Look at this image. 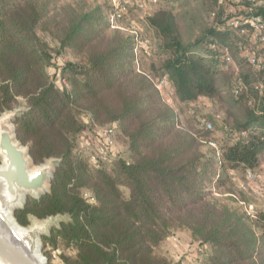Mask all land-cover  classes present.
I'll return each mask as SVG.
<instances>
[{
  "label": "trees",
  "instance_id": "1",
  "mask_svg": "<svg viewBox=\"0 0 264 264\" xmlns=\"http://www.w3.org/2000/svg\"><path fill=\"white\" fill-rule=\"evenodd\" d=\"M70 2L0 0V114L22 98L18 141L35 165L61 160L49 193L15 211L17 223L65 216L44 239L74 252L63 264H172L163 248L179 230L204 248L196 264H264V211L238 204L230 175L242 174L254 194L247 174L264 173V70L238 52L255 47L249 38L227 27L244 11L218 0H158L147 17L157 42L147 57L134 35L114 28L115 9ZM255 14L264 18V6ZM162 78L175 103L221 105V125L174 113L155 86ZM108 125L123 158L93 163L79 141Z\"/></svg>",
  "mask_w": 264,
  "mask_h": 264
},
{
  "label": "water",
  "instance_id": "2",
  "mask_svg": "<svg viewBox=\"0 0 264 264\" xmlns=\"http://www.w3.org/2000/svg\"><path fill=\"white\" fill-rule=\"evenodd\" d=\"M22 111L0 116V264H47L41 255V236L47 225L20 227L13 214L25 206L26 196L40 198L50 191L59 160L33 167L29 149L16 138L14 122Z\"/></svg>",
  "mask_w": 264,
  "mask_h": 264
},
{
  "label": "rangeland",
  "instance_id": "3",
  "mask_svg": "<svg viewBox=\"0 0 264 264\" xmlns=\"http://www.w3.org/2000/svg\"><path fill=\"white\" fill-rule=\"evenodd\" d=\"M70 1L71 0H63V3H71ZM88 3L99 6L105 13H110L111 11L115 9L116 0H88ZM152 11H153L152 5H146L143 8L132 6L130 7L129 14L127 15V17H125V19L123 20L116 22L114 27L119 29L122 33L126 35L132 36L134 32H137L141 36L149 39L152 42V44L155 45L157 42L153 35V31L147 24V17L151 15ZM240 15H244V13L240 12ZM52 46L55 47L54 45ZM64 59L66 60L67 57ZM71 59L72 57H68L67 60H71ZM54 70L55 69L53 67H50L49 73H50L51 79L54 83L60 86L61 84L60 77L58 74H56V72H54ZM166 101L168 102V104L170 105L174 113H177L179 109H183L184 117H186L187 119L188 118L196 119L197 117H202V116L210 117L211 119L220 117L221 119L218 122L216 121V124L221 125L220 122L224 120L225 118L222 112V109H221L222 108L221 105L211 100L205 99V98H200L197 101V103H195L194 105H180L179 103H175L172 98L171 99L168 98ZM14 111H22L20 116L24 114V112L26 111L25 103L22 98L17 99V105L14 109L6 110L3 113L14 112ZM3 113H1L0 116ZM84 120L85 122L88 121L86 117L84 118ZM15 122H14V126H15ZM95 128L96 127H93V130ZM93 130H92V134H93ZM90 132H87L85 135H89L88 133ZM214 136L217 139H221L223 137V133L217 130L214 133ZM18 142L23 147L28 148L27 146L23 145L20 141ZM122 146L123 145H119V149L123 151ZM48 160H52V159H48ZM55 160H58V159H55ZM59 161L60 162L55 167V170L61 164V160ZM1 164L2 163L0 159V165ZM39 166L40 165H35L33 163V167H39ZM230 175L232 177L231 182L233 184V189L235 191L234 197L237 199L238 204L242 205V207L246 210L247 213H248V207H252L253 212L264 211V173L256 174L257 180H256L255 185H253L255 188L262 191L263 196L261 197H258L252 194L251 190H249L250 188L247 187L248 184L246 183V180L242 174L231 173ZM50 186H51V183H50ZM86 194H89V192L83 191L81 195L82 197H85ZM37 199L38 198L36 197L28 195L26 196L25 204L28 201L37 200ZM66 220L67 218L62 215L48 217L43 220H39L35 217H30L28 226L23 227V226H20L19 224L18 225L22 228H27V229L32 227L34 224L47 225L48 230L45 232L43 236H41V255L42 257L46 259L47 264H63L61 256L64 254V255L73 257L74 252L70 249H63L61 247L54 248L52 245L44 242V239L50 236V233L54 228L59 227L60 224L65 222ZM199 249H203L204 251V248H202L200 244H197L194 241H192L187 231L179 230V231H175L170 236V238L164 245L163 252L166 255V257H168V260L172 264H176V263L187 264V259L193 260V263L196 264L200 258Z\"/></svg>",
  "mask_w": 264,
  "mask_h": 264
},
{
  "label": "built area",
  "instance_id": "4",
  "mask_svg": "<svg viewBox=\"0 0 264 264\" xmlns=\"http://www.w3.org/2000/svg\"><path fill=\"white\" fill-rule=\"evenodd\" d=\"M158 0H116L115 13L110 18L114 24L123 20L129 14L130 7L137 6L143 8L146 5H154ZM239 6L240 11H244V15H233L227 21V27L238 32L240 36L249 38L253 46L240 45L237 49L239 54L257 71L264 70V51L257 52L258 49L264 50V18L261 15L255 14L257 6H264V0H218V6L233 5ZM244 4H247L245 6ZM229 13H235L233 7L229 9ZM115 28V27H114ZM135 36V51L149 57L153 52L152 42L146 37L141 36L134 32ZM224 60L227 63L231 62L230 53L228 49L224 50ZM156 88L159 90L162 98L167 100L171 96V92L167 90V80L165 78L157 80L155 83ZM258 91L263 90V85L256 86ZM207 128L210 125L207 124ZM79 141V152L85 155L91 162H111L123 158V151L119 149L115 142V126L108 125L98 128L95 132L88 133ZM95 136V137H93ZM247 178L255 183L256 179L251 173L247 174ZM256 196L261 195V190L255 188L253 190ZM87 203H93V198L88 194L84 197ZM252 207H248V214L253 215ZM183 264V263H182ZM187 264H194L193 260L187 259Z\"/></svg>",
  "mask_w": 264,
  "mask_h": 264
},
{
  "label": "bare ground",
  "instance_id": "5",
  "mask_svg": "<svg viewBox=\"0 0 264 264\" xmlns=\"http://www.w3.org/2000/svg\"><path fill=\"white\" fill-rule=\"evenodd\" d=\"M21 229H23V228H21Z\"/></svg>",
  "mask_w": 264,
  "mask_h": 264
}]
</instances>
